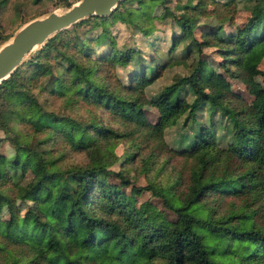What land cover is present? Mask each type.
Wrapping results in <instances>:
<instances>
[{
    "label": "trees",
    "instance_id": "16d2710c",
    "mask_svg": "<svg viewBox=\"0 0 264 264\" xmlns=\"http://www.w3.org/2000/svg\"><path fill=\"white\" fill-rule=\"evenodd\" d=\"M144 1L121 0L109 15H90L53 33L24 61L26 72L18 66L0 82V128L13 145L11 157L0 149V196L8 210L0 215V264H264V89L254 87V75L264 81L258 68L264 0H255L247 19L225 32L233 0H160L162 10L150 22L138 16ZM167 17L173 28L166 53L173 56L184 42L180 56L191 61L188 72L149 93L170 58H141L135 47H116L107 24L121 20L149 34L154 19ZM81 25L88 26L79 31ZM93 28H99L95 35ZM211 45L218 46L224 71L203 73V47ZM130 65L113 82L115 66ZM225 73L245 83L249 101ZM34 90L44 99L64 95L70 103L90 104L123 128L95 115L80 121L45 108ZM142 102L157 108L155 121L136 118ZM167 127L175 128L173 145L164 137ZM81 130L87 135L78 137ZM99 138L141 142L148 149L140 156L146 170L160 153L178 156L179 172L136 185L97 156L84 164L55 163L59 141L91 152ZM27 171L30 179L21 183ZM118 184H130V192ZM143 189L158 195L174 217L148 200L135 203ZM12 195L31 204L21 212ZM227 197L231 204L223 212Z\"/></svg>",
    "mask_w": 264,
    "mask_h": 264
},
{
    "label": "rangeland",
    "instance_id": "374dc122",
    "mask_svg": "<svg viewBox=\"0 0 264 264\" xmlns=\"http://www.w3.org/2000/svg\"><path fill=\"white\" fill-rule=\"evenodd\" d=\"M65 0H0V45L5 42L13 32L28 19L40 16L52 9H64L63 2ZM71 3L76 0H70ZM168 3L172 5L175 4L176 0H167ZM255 2V0H233L232 5L228 8L229 14L227 16L231 17V23L225 22V31L234 30L237 26L241 25L250 14L249 7ZM210 3L208 6H211ZM117 6V5H116ZM222 10V5L217 6ZM115 9V8H114ZM162 10V5L160 0H145L138 8L139 19L145 22H150L153 15L159 14ZM176 13L179 10H175ZM211 22H215L216 17L209 16ZM164 19V18H161ZM203 21L205 17L203 15L198 18ZM80 21V20H79ZM171 18L167 17L165 20H153L152 32L149 34H143L140 30H137L133 25L123 22L121 20H112L107 24L110 34L114 36L115 45L121 48L123 46L135 47L139 50V57L149 59L151 56L156 57L158 60H163L170 58L171 62L165 66L161 74L155 77L154 81L149 84L147 91L149 93L157 92L165 83L173 80L175 75L179 73L188 72V65L191 61V57L183 58L180 56V48L184 44L181 42L179 46L176 47L173 52L174 55L170 56L166 53L169 45L171 32L173 26L170 24ZM78 22V21H77ZM76 23V22H75ZM72 25V24H71ZM70 26V25H69ZM67 26V27H69ZM86 25H81L79 31L85 28ZM88 26V25H87ZM86 26V27H87ZM177 28V26H174ZM201 28V26H199ZM99 31V28H93L89 34L95 35ZM197 36L200 34L198 28L195 29ZM7 36V37H6ZM41 47V46H40ZM38 48H35L27 57H30ZM203 52L206 56L205 67L203 73H208L211 69H216L218 71H224L220 65V60L222 55L218 50V46H204ZM25 59V60H26ZM23 60L18 66H20V71L26 72V67L23 65ZM17 66V67H18ZM16 67V68H17ZM130 66L125 68L115 66V72H113V82L119 77H125L126 73L131 69ZM15 68V69H16ZM258 68L264 70V56H262L258 62ZM14 69V70H15ZM128 69V70H127ZM13 70V71H14ZM12 71V72H13ZM10 75V74H9ZM8 75V76H9ZM7 76V77H8ZM226 79L230 82L232 89L240 92L246 100H250L252 96L249 94L248 89L244 82L234 77L229 76L225 73ZM6 77V78H7ZM115 79V80H114ZM254 87L258 89H264V81L260 74L254 75ZM37 98L42 102L45 108L52 109L57 113L64 115H71L80 121H87L91 116L95 115L96 118L101 119L103 122L109 123L112 126L122 129V124L118 120L114 119L111 115L106 112L101 111V109H95L90 104L86 103H70L63 97H50L44 99V95H40L37 90H34ZM190 97V96H188ZM158 115L157 108L146 102H142L135 109V116L137 119H148L155 121ZM2 120L0 119V124ZM174 127H167L164 133V137L169 144L173 145ZM7 133H5L0 128V137L3 140L2 143L6 144V147H0L8 157L13 155L12 144L8 141ZM82 135H87V132L81 130L78 133V137ZM100 147L94 150L85 149H73L68 144L59 141L57 146L59 151L53 150V155H59V158L55 160V163L62 165L70 164H84L91 161V158L97 156L99 159H105L107 168H113L115 170H122L125 175H127L130 180L136 185H145L149 180H162L168 178L173 171L179 172L177 168L181 165V158L178 156L170 157L167 153H160L156 157V162L151 165L150 169L146 170L142 164L141 153L146 155L148 149H146L141 142H132L137 140H131L128 138H113L110 142H105L102 139H97ZM140 143V144H139ZM11 146V148H10ZM133 152L132 156L130 153ZM49 155H52L50 153ZM183 180H187L188 170L184 169ZM31 171H27L23 176L20 177V182L25 183L30 179ZM115 177H111L112 182L118 183ZM118 186L126 192H130V184ZM13 196V201L18 205L20 211L23 212L26 206L31 204V201L23 202L15 195ZM231 197L223 198L219 206L221 211H226L227 207L231 204ZM148 200L152 202L157 208L164 211V214L168 218H173L174 213L164 206L161 202V198L158 195L151 193L149 189H143L139 193L135 194V203ZM238 201V200H235ZM6 200L0 196V215L2 218L8 216V210L6 205Z\"/></svg>",
    "mask_w": 264,
    "mask_h": 264
},
{
    "label": "water",
    "instance_id": "95a60500",
    "mask_svg": "<svg viewBox=\"0 0 264 264\" xmlns=\"http://www.w3.org/2000/svg\"><path fill=\"white\" fill-rule=\"evenodd\" d=\"M121 0H76L23 22L0 45V82L55 32L90 15L106 16Z\"/></svg>",
    "mask_w": 264,
    "mask_h": 264
}]
</instances>
